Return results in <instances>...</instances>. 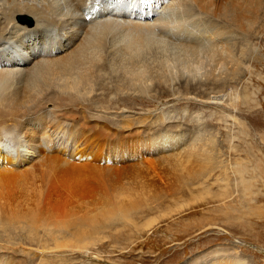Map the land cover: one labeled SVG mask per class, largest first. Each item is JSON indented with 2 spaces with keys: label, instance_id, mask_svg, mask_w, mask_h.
Returning <instances> with one entry per match:
<instances>
[{
  "label": "bare ground",
  "instance_id": "1",
  "mask_svg": "<svg viewBox=\"0 0 264 264\" xmlns=\"http://www.w3.org/2000/svg\"><path fill=\"white\" fill-rule=\"evenodd\" d=\"M190 1L0 0V264L18 263L11 254L18 245L13 232L24 227L7 210L18 197L15 187L21 184L20 179L28 178L26 174L32 172L31 164L36 159H41L40 164L48 168L42 175L49 177L46 181L49 185L55 183L51 178L55 171L74 176L85 168H117L127 159L140 157L144 161L157 155L182 174L193 173L196 164L212 163L209 140L202 138L201 133L183 132V135L166 126L164 112L153 120L162 127L156 125L146 131V136L154 135V141L147 138L118 146L112 144L98 149V153L87 152L89 134L85 129L89 125L81 127L88 119L93 123L102 121L100 115L85 116L89 100L144 99L156 92L155 87L181 101H196L197 97L207 95L213 99L211 104L218 105L216 99L224 96L226 79H236L247 58L256 59L252 55L255 47L235 40L242 16L236 19L234 15H224L221 20L226 17L227 21L221 22L210 15H194L195 10L188 7ZM196 3L203 10L209 7L210 0ZM18 16L30 18V21H21L30 27L18 24ZM93 123L91 126L97 125ZM50 144L53 151L49 149ZM1 160L8 166L12 163V168H3L6 165ZM117 196L113 203L88 220L82 219L72 226L66 223L58 231L50 230L46 235L48 242L41 243V239L36 242L40 244L39 256L47 259L49 254L65 250L100 262L94 247L104 241L101 236L104 231L116 220L127 226L128 212L148 203L127 190ZM49 244L53 245L50 251ZM23 254L30 255L29 251ZM212 260L205 264H231L220 257Z\"/></svg>",
  "mask_w": 264,
  "mask_h": 264
},
{
  "label": "rangeland",
  "instance_id": "2",
  "mask_svg": "<svg viewBox=\"0 0 264 264\" xmlns=\"http://www.w3.org/2000/svg\"><path fill=\"white\" fill-rule=\"evenodd\" d=\"M196 2L191 0L188 6L195 10L194 15H210L221 22L227 21L226 17L221 20L224 15H234L236 19L242 16L239 21L241 29L235 32V40L247 47H255L252 55L256 59L246 57L237 78L226 79L223 87L225 97L222 95L221 99H216L218 105L211 104L213 99L207 95L197 97L196 101H181L155 87L157 93L152 92L144 99L89 100V109L84 115L88 118L100 115L102 121L94 122L97 125L92 127L93 121L88 119L85 124L81 120V127L89 125L88 130L85 129L89 134L87 152L98 153L101 148L112 144L118 146L147 138L154 141V135L150 137L146 133L156 127L157 122L153 120L164 112L166 126L183 135V132L188 135L201 133L202 138L209 140L212 163L196 164L193 173L182 174L157 155L144 161L140 157L127 159L117 168H85L78 175L70 174L72 179L69 174L55 171L51 178L56 184L49 185L46 183L49 177L43 176L48 168L40 164L41 159H36L31 164V174H26L33 181L30 182L31 178L27 180L26 176L27 183L20 179L22 185L18 183L20 186L14 189L18 197L7 210L15 215L14 221H20L24 227L13 232L18 245L11 254L18 260L17 264H205L218 257L231 264H264V0H210L209 7L203 10ZM239 10L240 13L236 12ZM18 17V24L30 27L24 24L26 22L21 23L24 20ZM91 129L98 132L94 134ZM125 146L128 148V144ZM49 149L53 151L54 148ZM4 164L3 168L13 166L12 163L11 166ZM34 176L38 178L37 183ZM120 189L121 192L127 190L129 194L138 195L148 203L128 212L127 226L116 220L111 228L104 231L101 235L104 241L94 247L100 262L65 250H57L47 259L39 256L40 244L36 242L40 239L43 240L41 243L49 241L46 235L50 230L58 231L66 223V226H72L88 220L113 203L121 193ZM57 194L59 198L55 197ZM30 236L34 238H28ZM49 247L48 251L53 245L49 244ZM25 248L29 250L25 251ZM28 251L30 255L23 254Z\"/></svg>",
  "mask_w": 264,
  "mask_h": 264
},
{
  "label": "water",
  "instance_id": "3",
  "mask_svg": "<svg viewBox=\"0 0 264 264\" xmlns=\"http://www.w3.org/2000/svg\"><path fill=\"white\" fill-rule=\"evenodd\" d=\"M18 19H20V20H27V21H30V18H28V17H18Z\"/></svg>",
  "mask_w": 264,
  "mask_h": 264
}]
</instances>
